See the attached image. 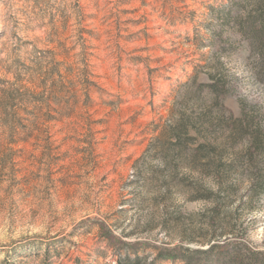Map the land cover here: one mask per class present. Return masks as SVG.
Listing matches in <instances>:
<instances>
[{"label": "rangeland", "instance_id": "obj_1", "mask_svg": "<svg viewBox=\"0 0 264 264\" xmlns=\"http://www.w3.org/2000/svg\"><path fill=\"white\" fill-rule=\"evenodd\" d=\"M261 12L0 0V264L152 263L218 240L264 258Z\"/></svg>", "mask_w": 264, "mask_h": 264}, {"label": "trees", "instance_id": "obj_2", "mask_svg": "<svg viewBox=\"0 0 264 264\" xmlns=\"http://www.w3.org/2000/svg\"><path fill=\"white\" fill-rule=\"evenodd\" d=\"M259 18L261 26L257 27L255 25L252 30L260 35L261 42L264 44L263 12L260 13ZM209 86L215 92H218L217 81H213ZM243 251L244 249L238 243L218 240L215 243L210 242L207 248L159 247L158 254L152 263H143V258L140 256H120L118 264H155L159 260L180 261L183 264H264V258L261 256L263 254H260V252L252 249Z\"/></svg>", "mask_w": 264, "mask_h": 264}]
</instances>
